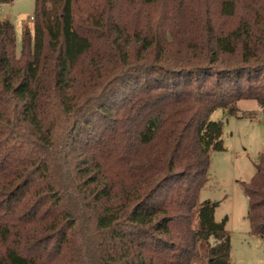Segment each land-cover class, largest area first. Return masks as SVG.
I'll list each match as a JSON object with an SVG mask.
<instances>
[{"label":"trees","instance_id":"trees-1","mask_svg":"<svg viewBox=\"0 0 264 264\" xmlns=\"http://www.w3.org/2000/svg\"><path fill=\"white\" fill-rule=\"evenodd\" d=\"M32 18L18 56L0 19V264H230L199 199L212 113L264 112V0H34ZM242 187L264 239L263 154Z\"/></svg>","mask_w":264,"mask_h":264},{"label":"rangeland","instance_id":"rangeland-1","mask_svg":"<svg viewBox=\"0 0 264 264\" xmlns=\"http://www.w3.org/2000/svg\"><path fill=\"white\" fill-rule=\"evenodd\" d=\"M33 10L34 0H15L0 6V19L10 21L14 27L16 56L20 53L22 29L33 30ZM237 106V118L226 116L221 109L210 116V121L222 124L224 150L211 153L208 182L199 200L212 203L216 222L227 217L230 264H264V239L250 233L248 200L242 187L253 177L259 154L264 155V112L254 101H240Z\"/></svg>","mask_w":264,"mask_h":264},{"label":"built area","instance_id":"built-area-1","mask_svg":"<svg viewBox=\"0 0 264 264\" xmlns=\"http://www.w3.org/2000/svg\"><path fill=\"white\" fill-rule=\"evenodd\" d=\"M1 6V5H0ZM31 20H33V18L31 17Z\"/></svg>","mask_w":264,"mask_h":264}]
</instances>
